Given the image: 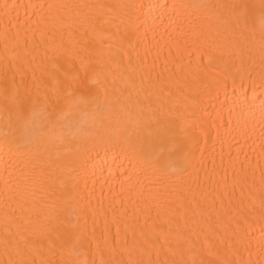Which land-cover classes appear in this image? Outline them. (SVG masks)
<instances>
[{
    "label": "bare ground",
    "instance_id": "obj_1",
    "mask_svg": "<svg viewBox=\"0 0 264 264\" xmlns=\"http://www.w3.org/2000/svg\"><path fill=\"white\" fill-rule=\"evenodd\" d=\"M262 5L0 0V264H264Z\"/></svg>",
    "mask_w": 264,
    "mask_h": 264
},
{
    "label": "snow or ice",
    "instance_id": "obj_2",
    "mask_svg": "<svg viewBox=\"0 0 264 264\" xmlns=\"http://www.w3.org/2000/svg\"><path fill=\"white\" fill-rule=\"evenodd\" d=\"M135 8L136 6L133 5L131 6ZM264 7V5H262ZM74 93L69 92V96H73ZM91 104L92 107V112L94 118H101V114L106 111V108L98 103L97 98L95 96L91 95H80L78 96L75 100H69L68 101V108H69V113L71 112V109L74 107H77L79 104ZM69 113H64L62 115H68ZM19 115L22 117L23 112L21 111ZM35 115V113H33ZM69 129V134L72 135H77V134H84L88 130V120L85 118V115H82L80 119H73L72 121L69 122L67 125ZM262 206H264V202H262ZM262 231H264V228H262ZM19 264H27L25 261H20ZM136 264H142V262H136Z\"/></svg>",
    "mask_w": 264,
    "mask_h": 264
}]
</instances>
